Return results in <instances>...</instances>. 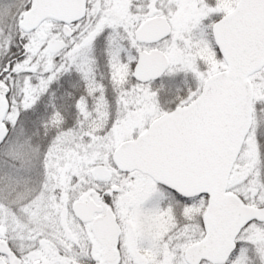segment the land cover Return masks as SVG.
<instances>
[{"label":"snow or ice","instance_id":"snow-or-ice-1","mask_svg":"<svg viewBox=\"0 0 264 264\" xmlns=\"http://www.w3.org/2000/svg\"><path fill=\"white\" fill-rule=\"evenodd\" d=\"M0 264H264V0H0Z\"/></svg>","mask_w":264,"mask_h":264}]
</instances>
